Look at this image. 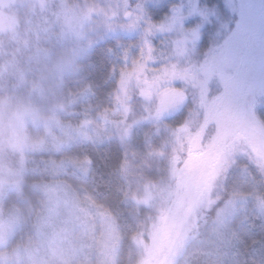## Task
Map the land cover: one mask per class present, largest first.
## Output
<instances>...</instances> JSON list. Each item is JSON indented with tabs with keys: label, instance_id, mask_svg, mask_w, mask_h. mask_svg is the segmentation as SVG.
Segmentation results:
<instances>
[{
	"label": "rangeland",
	"instance_id": "374dc122",
	"mask_svg": "<svg viewBox=\"0 0 264 264\" xmlns=\"http://www.w3.org/2000/svg\"><path fill=\"white\" fill-rule=\"evenodd\" d=\"M50 1L49 22L32 25L26 14ZM16 2L0 0V33L23 23L31 40L14 69L0 68V264L124 259L132 229L126 206L97 198L85 186L83 146L125 122L135 85L151 95L175 83L199 85L193 103L205 104L204 83L218 72L224 89L209 111L208 120L222 131L215 143L200 147L193 134H182L190 152L167 196L177 192L184 207L152 264H176L219 229L242 232L248 210L264 216L258 183L246 166L231 175L214 216L206 212L219 194L217 176L235 158L264 162V0ZM9 39L25 42L16 32ZM92 81L101 82L100 98L88 94ZM171 94L187 101L181 90ZM126 156L124 171L135 173L138 166ZM159 190L143 189L139 199L164 198ZM128 191L133 188L121 183L114 197L120 202Z\"/></svg>",
	"mask_w": 264,
	"mask_h": 264
},
{
	"label": "trees",
	"instance_id": "16d2710c",
	"mask_svg": "<svg viewBox=\"0 0 264 264\" xmlns=\"http://www.w3.org/2000/svg\"><path fill=\"white\" fill-rule=\"evenodd\" d=\"M23 1L19 0V3ZM52 4L53 2L50 1L44 5V9L31 8L33 12L27 13L26 16L32 25L40 26L49 22L47 18L51 17L54 11ZM13 32L25 37V42L15 40L10 43L9 38ZM30 40L31 32L23 23H19L13 30L0 33V68L8 66L14 69L19 56L21 58L29 50L26 42ZM100 83L91 82L88 89L90 97L92 95L93 98H100ZM204 84L205 104L193 103L200 91L199 85L186 87L175 83L169 86L172 91L166 88L152 95L143 94L140 90L143 86L135 85L128 96L131 108L125 122L118 123L112 135L106 132L102 137H93L91 145L83 146L85 149L83 155L88 162L83 168L82 179L85 186L97 198L103 197L115 202L117 206V203L126 206L125 210L129 216L127 223L132 229L126 240V255L120 264H152L164 240L175 230L184 203L183 200L178 201L177 192L173 197L167 195L170 188L175 184L178 186L179 179H175L180 172L182 173V164L190 152L182 134L189 132L193 134L194 141L197 140L201 147L214 144L218 134L222 132L216 123L208 120L211 103L215 100L218 102L220 96L224 94L218 72L217 74L215 72ZM177 90L184 93L186 102H182L178 95L171 94ZM150 104L152 106L149 108ZM216 128L218 133H215ZM122 129L125 130L123 134ZM249 138L256 143L250 135ZM210 147H205L206 151H209ZM127 152L132 156L134 166H138L135 173H132L129 167L127 171L131 174L124 171L126 165L123 163L127 159ZM49 154V151L45 153L46 159L49 158ZM2 159L5 162L9 161L6 157ZM11 159L16 160L15 157ZM262 160L264 161V158ZM233 162L217 176L215 189L219 194H216V200L206 210L207 215L211 217L227 197L225 192L231 175L235 170L245 166L258 183L257 187L264 202V162H253L247 156L235 158ZM15 164L13 162V165ZM171 166L175 167L172 172ZM25 174L26 172L23 176ZM121 183L124 186L125 183L130 185L133 191H128V194L119 198L120 202H118L114 193ZM184 185L185 183H182L181 186L185 187ZM146 188L150 191L162 190L161 194L164 198L159 199L158 194H155L153 198L146 200L149 201L148 203H143L139 198ZM4 190L5 187L0 189L1 199ZM246 216L245 228L242 232L230 235L227 229H219L214 238L211 237L188 249L176 264H264V216L255 212L250 213L249 210Z\"/></svg>",
	"mask_w": 264,
	"mask_h": 264
}]
</instances>
